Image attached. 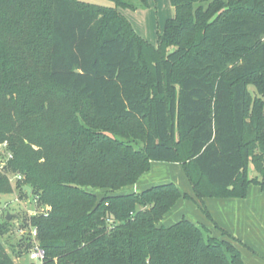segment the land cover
<instances>
[{
	"label": "trees",
	"instance_id": "trees-1",
	"mask_svg": "<svg viewBox=\"0 0 264 264\" xmlns=\"http://www.w3.org/2000/svg\"><path fill=\"white\" fill-rule=\"evenodd\" d=\"M110 1L0 0V196L38 200L19 227L44 264H245L217 225L228 239L162 221L180 199L211 219L205 199L264 188V0H170L159 49L119 10L149 0ZM152 162L180 163L195 199L174 183L115 194ZM14 219L0 264H17Z\"/></svg>",
	"mask_w": 264,
	"mask_h": 264
},
{
	"label": "crops",
	"instance_id": "crops-1",
	"mask_svg": "<svg viewBox=\"0 0 264 264\" xmlns=\"http://www.w3.org/2000/svg\"><path fill=\"white\" fill-rule=\"evenodd\" d=\"M165 183L176 184L183 193L195 199L180 163L152 162L150 171L138 180L133 192ZM204 205L211 219L194 200L180 199L162 224L168 227L186 218L210 228L215 237L228 239L222 236L217 225L239 241L236 245L245 264H264V188L252 184L245 198H207Z\"/></svg>",
	"mask_w": 264,
	"mask_h": 264
},
{
	"label": "rangeland",
	"instance_id": "rangeland-1",
	"mask_svg": "<svg viewBox=\"0 0 264 264\" xmlns=\"http://www.w3.org/2000/svg\"><path fill=\"white\" fill-rule=\"evenodd\" d=\"M79 1L95 5H101L105 7L115 6L114 3L110 0ZM119 10L121 12V15L130 23L133 31L156 49H159V36L164 33L168 20L174 18L175 16V9L171 5L170 0H149V4L147 7L139 6L136 10L120 8ZM249 89L251 93L254 92L253 86H250ZM5 157V149H0V161L4 160ZM250 173L251 175H254L252 166ZM136 184L121 189L115 194H130L133 192V188ZM94 192L98 195L99 198L103 197L106 193L103 190H94ZM6 203L9 204L6 208V212H11L12 214H15L16 218L18 217V219H14V221L12 222L14 228L10 232L1 236V240L5 244L10 254L14 257L17 264H30L32 262L29 258L28 253L30 249L26 246L20 247L18 245L20 242V238L17 235L16 231L17 226L22 223L25 218L33 216L31 215L33 213L35 214V203L32 200H23L21 204H19L15 202L14 195H1L0 208H4ZM189 204L193 208H196L194 207L193 203ZM196 214H199V212L196 211ZM12 246H15V251ZM17 252H20L18 256H16Z\"/></svg>",
	"mask_w": 264,
	"mask_h": 264
},
{
	"label": "built area",
	"instance_id": "built-area-1",
	"mask_svg": "<svg viewBox=\"0 0 264 264\" xmlns=\"http://www.w3.org/2000/svg\"><path fill=\"white\" fill-rule=\"evenodd\" d=\"M8 144L7 142L0 144V149H5L7 148ZM12 157L11 153L7 154V160L10 159ZM4 168V161H0V172L3 171ZM9 180L11 184H14L16 181H19L22 179L21 175H9ZM25 190V188H24ZM26 191V190H25ZM14 199L15 202L21 204V202L23 200L20 199V197L17 195V193H14ZM33 202L35 203V214H37V205H38V200L35 199L33 200ZM9 204H5L4 208H0V225L5 222L8 221L7 220V215L8 213L11 212H6V208L8 207ZM34 213L31 215H35ZM9 222V221H8ZM17 235L19 236V238H25L26 236L29 237L30 239V251H29V258L32 262L36 263V264H44L45 261V257H46V253L45 251L41 248V246L38 243V232L36 228L33 227H19V225L17 226V231H16Z\"/></svg>",
	"mask_w": 264,
	"mask_h": 264
},
{
	"label": "water",
	"instance_id": "water-1",
	"mask_svg": "<svg viewBox=\"0 0 264 264\" xmlns=\"http://www.w3.org/2000/svg\"><path fill=\"white\" fill-rule=\"evenodd\" d=\"M25 190L28 192V194L31 196L32 194V189L30 187H25ZM16 215L15 214H12V213H8L7 215V220L10 221L12 220L13 218H15Z\"/></svg>",
	"mask_w": 264,
	"mask_h": 264
}]
</instances>
